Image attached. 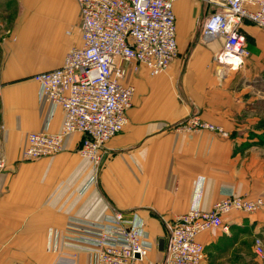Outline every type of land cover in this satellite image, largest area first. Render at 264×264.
Wrapping results in <instances>:
<instances>
[{
    "label": "crops",
    "instance_id": "0c3cea01",
    "mask_svg": "<svg viewBox=\"0 0 264 264\" xmlns=\"http://www.w3.org/2000/svg\"><path fill=\"white\" fill-rule=\"evenodd\" d=\"M216 10L178 0L169 69L152 77L125 65V82L136 87L129 122L98 166L80 155V133L66 135L56 155L23 159L29 134L61 131L63 111L34 76L82 45L77 0H0V264H96L85 230L111 231L118 212L151 246L139 264H162L160 241L166 246L178 216L229 195L264 197V29L242 24L250 56L225 70L223 40L203 37ZM195 116L223 133L178 129ZM257 240L264 250V210L233 211L199 236L202 264H264Z\"/></svg>",
    "mask_w": 264,
    "mask_h": 264
},
{
    "label": "built area",
    "instance_id": "2783aa9c",
    "mask_svg": "<svg viewBox=\"0 0 264 264\" xmlns=\"http://www.w3.org/2000/svg\"><path fill=\"white\" fill-rule=\"evenodd\" d=\"M178 0H77L81 14L82 45L73 48L60 68L34 76L43 95L64 114L57 134L31 133L24 161H35L58 154L66 135L80 133L81 156L95 165L101 162L104 146L123 132L128 111L136 93L126 83V64L136 72L143 66L152 77L167 71L177 57V24L174 11ZM217 10L208 16L203 37L221 38L222 52L217 62L225 70L239 69L250 56L242 24L249 22L264 29V0H207ZM229 58H238L236 68ZM178 129L209 130L223 133L221 127L191 117ZM5 163L0 160V170ZM264 210V197L250 199L229 195L209 211L193 209L178 216L169 227L162 264H202L204 245L199 236L223 226V218L233 211L253 214ZM111 231L85 230L94 240L96 264H139L150 252V244L139 228L118 212L111 219ZM95 238H89V235ZM256 253L264 250L256 241ZM138 256V257H137Z\"/></svg>",
    "mask_w": 264,
    "mask_h": 264
},
{
    "label": "rangeland",
    "instance_id": "374dc122",
    "mask_svg": "<svg viewBox=\"0 0 264 264\" xmlns=\"http://www.w3.org/2000/svg\"><path fill=\"white\" fill-rule=\"evenodd\" d=\"M235 70H238V69H235ZM217 71H218V74H217V76L220 78V73H219V72L221 71V69H220V68H218V69H217ZM222 74H224V70H222ZM103 149H104V148H103ZM82 157H83V156H82ZM102 157H103V150H102V154H101V162H102ZM101 162H100V164H101ZM100 164H99V165H100ZM99 165H98V166H99ZM88 235H89V234H88ZM89 236L93 237L92 239H94V238H95V237H94V236H92V235H89ZM144 236H145V235H144ZM94 252H96V247H95V250H94ZM165 253H166V252H164V254H165ZM148 254H149V253H148ZM146 258H147V257H146ZM146 258H145V259H146ZM145 259H144V260H145Z\"/></svg>",
    "mask_w": 264,
    "mask_h": 264
},
{
    "label": "bare ground",
    "instance_id": "6f19581e",
    "mask_svg": "<svg viewBox=\"0 0 264 264\" xmlns=\"http://www.w3.org/2000/svg\"><path fill=\"white\" fill-rule=\"evenodd\" d=\"M231 64H235V66H238V64L240 63V60L238 58H229L228 59Z\"/></svg>",
    "mask_w": 264,
    "mask_h": 264
},
{
    "label": "water",
    "instance_id": "95a60500",
    "mask_svg": "<svg viewBox=\"0 0 264 264\" xmlns=\"http://www.w3.org/2000/svg\"><path fill=\"white\" fill-rule=\"evenodd\" d=\"M160 250L164 251L165 250V240L160 241ZM138 257V256H137Z\"/></svg>",
    "mask_w": 264,
    "mask_h": 264
}]
</instances>
